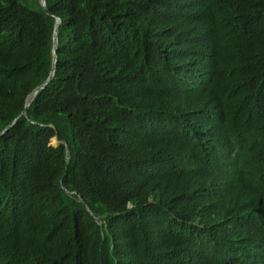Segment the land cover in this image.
Returning <instances> with one entry per match:
<instances>
[{"label": "trees", "instance_id": "obj_1", "mask_svg": "<svg viewBox=\"0 0 264 264\" xmlns=\"http://www.w3.org/2000/svg\"><path fill=\"white\" fill-rule=\"evenodd\" d=\"M44 4L0 0V264H264V0Z\"/></svg>", "mask_w": 264, "mask_h": 264}, {"label": "water", "instance_id": "obj_2", "mask_svg": "<svg viewBox=\"0 0 264 264\" xmlns=\"http://www.w3.org/2000/svg\"><path fill=\"white\" fill-rule=\"evenodd\" d=\"M39 5L44 9V10H47L46 7H45V4H44V0H37ZM58 22H59V17L58 16H55V21H54V25H53V30H52V36H51V41H52V58H51V67H50V70L48 72V75L47 77L37 86H35L30 92L29 94L27 95L26 97V100H25V104H24V107L23 109L21 110L20 113H25V108L28 106L29 104V101L31 100L32 96L48 81V79L51 77L52 75V72H53V66H54V62H55V59H56V29H57V25H58ZM15 119V118H14ZM13 119V120H14ZM12 120V121H13ZM11 121V122H12ZM10 122V123H11ZM8 123L5 127H3L1 130H0V133L3 132V130L10 124ZM53 139L55 140V143L56 144L58 142V139L56 138V136H53ZM53 144V143H51Z\"/></svg>", "mask_w": 264, "mask_h": 264}, {"label": "clouds", "instance_id": "obj_3", "mask_svg": "<svg viewBox=\"0 0 264 264\" xmlns=\"http://www.w3.org/2000/svg\"><path fill=\"white\" fill-rule=\"evenodd\" d=\"M187 104L194 111L193 122H195V123L201 122V117L202 118L205 117V106H201V105H198L197 103H195L190 95L187 96ZM224 152H227L226 154L231 155L230 150L229 151L224 150Z\"/></svg>", "mask_w": 264, "mask_h": 264}]
</instances>
